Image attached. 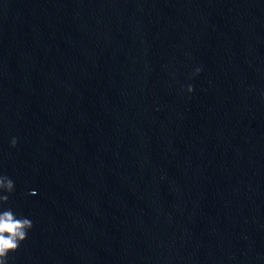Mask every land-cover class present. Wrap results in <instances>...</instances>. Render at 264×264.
Instances as JSON below:
<instances>
[{"label": "water", "instance_id": "obj_1", "mask_svg": "<svg viewBox=\"0 0 264 264\" xmlns=\"http://www.w3.org/2000/svg\"><path fill=\"white\" fill-rule=\"evenodd\" d=\"M262 97L264 0H0L8 264H264Z\"/></svg>", "mask_w": 264, "mask_h": 264}, {"label": "clouds", "instance_id": "obj_2", "mask_svg": "<svg viewBox=\"0 0 264 264\" xmlns=\"http://www.w3.org/2000/svg\"><path fill=\"white\" fill-rule=\"evenodd\" d=\"M200 73V68H196L193 76ZM185 90V89H182ZM186 92L191 95L193 88L186 87ZM264 99V97H262ZM16 146V139L10 141V147ZM14 185L7 176L0 175V264H8V257L15 253L21 243L26 239L27 233L32 229V222L26 217L15 215L11 209L3 207L7 204V195L11 194ZM35 195L34 191L29 193Z\"/></svg>", "mask_w": 264, "mask_h": 264}]
</instances>
